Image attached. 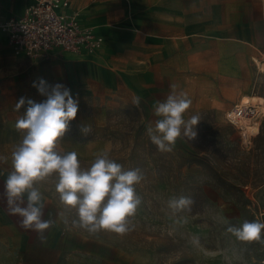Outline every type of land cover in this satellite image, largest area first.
I'll use <instances>...</instances> for the list:
<instances>
[{"label":"rangeland","instance_id":"1","mask_svg":"<svg viewBox=\"0 0 264 264\" xmlns=\"http://www.w3.org/2000/svg\"><path fill=\"white\" fill-rule=\"evenodd\" d=\"M261 19L264 22V8ZM262 52L260 68H264ZM18 67L15 64L8 84L0 83V157H8L7 162L0 160V174L7 177L12 171L11 152L23 135L15 125L27 104L17 111L16 103L21 97L44 101L46 97L33 87L42 77L49 85L63 84L78 100L77 117L70 122L60 148L76 151L85 169L102 150L124 169H140L144 179L136 185V192L142 203L131 218L132 231L119 235L102 230L90 235L72 226L76 212L60 202L55 178L50 177L38 187L44 195L46 219L55 221L62 238L54 234L53 250L35 251L32 243L40 238L30 236V249L24 253L14 236L6 240L0 233V264H264V243L240 242L226 230L245 220L264 221V120L259 134L245 146L237 129L226 121L231 105L222 112L216 108L191 112V108L188 118L201 117L196 139L180 138L171 152H161L147 133L158 118L146 102L137 109L123 92L79 90L74 80L36 77L32 71L21 75ZM255 70L247 89L238 90L242 102L253 95L264 96V70L257 66ZM238 81L243 84L245 79ZM84 126L91 131L82 133ZM181 196L194 201L191 211L173 216L167 202ZM60 213L68 219L67 225ZM184 216L188 222L177 223Z\"/></svg>","mask_w":264,"mask_h":264},{"label":"crops","instance_id":"2","mask_svg":"<svg viewBox=\"0 0 264 264\" xmlns=\"http://www.w3.org/2000/svg\"><path fill=\"white\" fill-rule=\"evenodd\" d=\"M68 1L69 12L101 35L103 46L84 56L54 50L48 60L32 62L14 54L9 33L0 26V83L10 82L16 64L21 75L32 71L36 77L74 80L79 90L139 96L153 115L154 103L164 100L174 84L177 93H186L192 101L184 114L187 119L191 108L222 112L233 107L240 102L238 90L250 85L256 66L261 69L263 0ZM32 4L34 0H0V25L19 18ZM192 89L196 93L191 94ZM5 179L0 174V233L6 240L14 236L20 250L28 253L30 236L38 234L23 228L20 217L8 212ZM54 234L62 238L56 224L45 231L42 245L41 239L33 241L31 250H53Z\"/></svg>","mask_w":264,"mask_h":264},{"label":"clouds","instance_id":"3","mask_svg":"<svg viewBox=\"0 0 264 264\" xmlns=\"http://www.w3.org/2000/svg\"><path fill=\"white\" fill-rule=\"evenodd\" d=\"M46 97L42 102L21 97L16 110L27 104L25 113L17 120L16 129L23 133L11 152L12 171L4 180V199L11 215L20 217V225L35 231L43 241L44 233L55 221L44 219V195L38 185L50 177L55 178V191L66 209H74L73 227L90 235L102 230L119 235L132 231V219L142 203L136 192L144 176L140 169H124L110 158L107 150L96 153L87 169L82 168L76 151L60 148V142L75 120L79 110L78 100L63 84L49 85L43 78L33 83ZM164 100L154 103V126L147 128L151 142L161 152H171L178 139L195 140L198 114L185 118L192 101L186 93L176 92V85ZM141 97H133L132 104L141 108ZM89 126L81 128L87 134ZM7 162L8 157H0ZM194 201L190 197L170 198L168 208L173 216L190 212ZM60 218L67 225L63 213ZM184 216L177 223H187ZM227 232L243 243H264V221L245 220L239 227L229 226ZM198 243V241H196Z\"/></svg>","mask_w":264,"mask_h":264},{"label":"built area","instance_id":"4","mask_svg":"<svg viewBox=\"0 0 264 264\" xmlns=\"http://www.w3.org/2000/svg\"><path fill=\"white\" fill-rule=\"evenodd\" d=\"M68 0H34L19 18L0 26L9 33L14 54L32 62H43L54 50L78 56L92 55L104 44V38L83 25L71 13ZM226 121L240 134L241 144L250 145L264 120V99L236 103L225 114ZM256 129V132L253 131Z\"/></svg>","mask_w":264,"mask_h":264},{"label":"bare ground","instance_id":"5","mask_svg":"<svg viewBox=\"0 0 264 264\" xmlns=\"http://www.w3.org/2000/svg\"><path fill=\"white\" fill-rule=\"evenodd\" d=\"M261 69L264 70V68H261ZM249 101H253V102H255V101H259V100H258V97L253 96L252 99L249 100ZM249 101H247V102H249ZM260 102H261V101H260ZM243 103H246V102H243ZM257 123L260 124V123H261V120L258 121ZM254 132H256V129L254 130Z\"/></svg>","mask_w":264,"mask_h":264}]
</instances>
